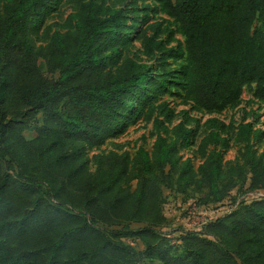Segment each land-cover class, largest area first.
<instances>
[{"label": "trees", "instance_id": "1", "mask_svg": "<svg viewBox=\"0 0 264 264\" xmlns=\"http://www.w3.org/2000/svg\"><path fill=\"white\" fill-rule=\"evenodd\" d=\"M125 1L80 0L40 35L53 0H0V264H264V198L242 201L201 230L182 231L179 243L162 231L164 189L183 196L192 190L206 206L223 203L237 181L264 189V130L254 122L238 123L232 142L223 131L234 127L212 118L197 167L180 152L194 134L188 123L196 119L187 110L172 127L166 124L172 110L166 121L155 119L150 151L90 154L146 108L152 116L167 87L207 112L236 106L246 87L264 101V0ZM175 33L184 42L169 46ZM133 36L147 57L160 54L156 69L123 58ZM170 58L179 65L177 81ZM41 61L59 74L56 80ZM13 92L28 111L42 114L30 140L20 122L6 119ZM233 143L241 145L239 154L225 160ZM37 162L47 190L38 185ZM126 238H139L145 248L135 250Z\"/></svg>", "mask_w": 264, "mask_h": 264}, {"label": "rangeland", "instance_id": "2", "mask_svg": "<svg viewBox=\"0 0 264 264\" xmlns=\"http://www.w3.org/2000/svg\"><path fill=\"white\" fill-rule=\"evenodd\" d=\"M128 2L125 1L124 4ZM148 2L155 3L156 0H150ZM80 0H53V8L49 14L44 16L43 23L40 28V35L43 34L44 29L49 24L54 22H63L66 17L73 11L77 10L79 7ZM141 4L142 2L139 1ZM155 20L163 21L164 26H169L171 29H176V26L172 24V20L161 13L154 14ZM141 28L144 25L141 24ZM57 29L56 26L52 27V30ZM152 35V32H148ZM167 33L161 35V38L166 39ZM178 42H184V37L175 33L174 41L169 46L176 47ZM40 43V42H39ZM123 58L126 56L133 57L139 61L151 64L153 69H156L159 65V56L157 53L154 57H147L143 51V45L141 39L133 36L130 42V46L127 49L122 50ZM170 68L173 71V77L177 81L176 72L179 69V65L174 62L173 58L169 59ZM41 69L44 71L45 75L51 79L56 80L59 76L58 73H50L47 70L46 63L40 62ZM159 70L155 71L158 74ZM167 92L160 96L156 101V109L152 116L149 115V108H146L144 112L133 120L126 126L115 133L107 140V143L103 145L99 150H91L90 154L98 152L100 150L110 151L113 149H119L121 147L122 151H128L130 154H134L140 147L147 150L152 149V145L155 141V119L167 120L169 110L174 112V117L171 121L166 122L170 127L177 124L183 119V111L187 110L189 116L195 118L196 120L188 123L190 127L193 128L194 134L190 138V146L181 148L180 152L184 157H191L194 166L197 167L202 158L197 152L198 144L201 138L210 130V120L212 118H217L220 122L226 125H232L234 128H227L223 131L224 136H228L233 142V138L236 132V126L241 121H252L255 126L262 128L264 130V101L255 99L252 96V88H245L244 92L237 103L236 106L227 108L222 112H207L203 109L193 106L191 102H184L182 98L176 95L177 87H167ZM28 107L24 105L19 99L16 93H11L8 100L4 104V110L6 112V119L11 123V126L20 122L24 129L22 130V136L30 140L36 135L35 125L42 123V114L34 113V111H28ZM241 149V145L233 143L232 147L225 151V160H234ZM263 147H260L262 150ZM96 167L91 165V171H95ZM36 176L38 175L37 181L38 185L43 189L47 190L46 178L47 174L43 164L37 162L36 168L34 169ZM137 181H133L131 184V190L136 187ZM249 185V179L247 181H237L235 186L231 189V193L225 199L223 203L211 204L204 206L203 214H201V208L197 210L199 204L196 201L198 194L190 190L186 196L181 194H176L169 189H164V214L167 217V226L162 228V231L167 233L169 237L179 243L178 239L182 231L198 229L201 230L204 226V222H210L215 220L219 216L239 208L241 202H250L252 200L264 198V189L247 190ZM46 198L50 199L47 195ZM65 203L66 201L63 200ZM67 208L76 210L77 208L81 214L87 212L82 207H72L71 203L68 201ZM198 204V205H197ZM202 206V205H201ZM203 207V206H202ZM89 217V216H88ZM144 224L140 222H132V228L142 227ZM101 226H108L103 224ZM115 227V226H110ZM126 240L135 250H143L145 244L139 238H126ZM136 264H159L158 261H149L147 259L140 260Z\"/></svg>", "mask_w": 264, "mask_h": 264}, {"label": "built area", "instance_id": "3", "mask_svg": "<svg viewBox=\"0 0 264 264\" xmlns=\"http://www.w3.org/2000/svg\"><path fill=\"white\" fill-rule=\"evenodd\" d=\"M197 205H198V204H197ZM198 206H199V207L197 208L196 205H195L194 208H196L197 210H199V209L201 208L200 210H202V209L204 208V206L206 207V205H202L203 207H202L201 205H198ZM207 206H208V205H207ZM227 213H228V212H227ZM225 214H226V213H225ZM206 223H207V222H204V224H206ZM192 230H198V229H192ZM182 234H183V232H181V235H182Z\"/></svg>", "mask_w": 264, "mask_h": 264}, {"label": "crops", "instance_id": "4", "mask_svg": "<svg viewBox=\"0 0 264 264\" xmlns=\"http://www.w3.org/2000/svg\"><path fill=\"white\" fill-rule=\"evenodd\" d=\"M218 204H219V203H218ZM210 205H211V204H210ZM202 212H203V210H201V214H203Z\"/></svg>", "mask_w": 264, "mask_h": 264}]
</instances>
